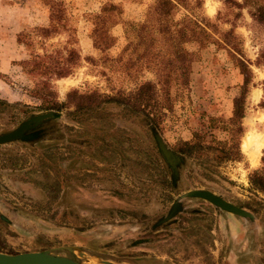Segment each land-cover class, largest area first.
Segmentation results:
<instances>
[{"label":"rangeland","instance_id":"374dc122","mask_svg":"<svg viewBox=\"0 0 264 264\" xmlns=\"http://www.w3.org/2000/svg\"><path fill=\"white\" fill-rule=\"evenodd\" d=\"M234 1L241 8L211 0L214 11L209 13L201 0L191 12L179 7L172 14L176 22L187 16L206 26L212 39L206 47L187 46L188 85L168 83L170 111L159 135L169 150L193 133L200 135L206 148L198 160L204 169L186 159L170 189L161 183L169 181V171L140 115L102 103L98 96L89 114H68V105L42 125L39 139L0 145V253L67 246L115 264H264V195L251 191L248 182L263 166L264 144L256 164L242 150L248 133L264 136V107L259 106L264 102V27L249 15L256 5L264 7V0ZM151 2L5 0L0 8V100L5 102L0 105V133L31 114L54 112L51 104L65 102L74 90L109 96L141 81L156 83L155 67L147 68L143 60L127 65L142 53L134 26L143 21ZM103 8L107 11L97 20L95 14ZM48 14L55 31L44 37L38 28L48 26ZM229 29L235 38L225 43L221 34ZM97 38L101 42L95 47ZM225 44L236 45L251 71L237 162L218 159L215 143L227 139L231 101L241 84ZM66 48L77 53L75 66L63 61ZM33 54H50L48 65L58 60L55 66H70L71 73L59 79L26 75L20 62ZM159 89L156 100H161ZM192 189L210 191L253 219L183 198L179 212L158 225L175 200ZM53 253L82 261L62 249Z\"/></svg>","mask_w":264,"mask_h":264},{"label":"trees","instance_id":"16d2710c","mask_svg":"<svg viewBox=\"0 0 264 264\" xmlns=\"http://www.w3.org/2000/svg\"><path fill=\"white\" fill-rule=\"evenodd\" d=\"M221 1L241 8V5L234 0ZM197 4L200 5L201 0H152L145 12L143 21L134 26L136 29L134 31L135 44L136 46H142L143 50L142 53H136L135 57L127 62V65L133 66L135 63H138V61L143 60L147 68L155 67L157 71L155 73V75H157L156 83L141 81L134 84L132 88L127 91L118 90L109 96H100L95 93L78 94L75 90L71 91L66 95L65 102H54L51 104L55 118L57 119L60 111L63 108H67L68 105L72 108L70 112L68 111V114L77 115L79 113H91L95 108L93 99L98 96L103 98L101 100L102 103L107 102L113 104L122 108L125 113L130 115H140L142 125L155 140V134L159 135L160 130H162V118L165 116L166 112L170 111L167 92L168 83L173 81L179 88H186L188 85V70L191 58H189L187 46L196 44L198 48L203 46L206 47L208 46V41L212 39L207 32L206 26L198 24L187 16H183V18L177 22L172 17L173 12L177 11L179 7L183 8L185 11L189 10L191 12L196 8ZM106 11L107 9L103 8L99 14H95V18L97 20H102V13ZM249 15L254 24L264 27L263 6L256 5ZM50 19L51 16L48 14V26L38 28L44 37H48L50 32L55 31L54 26L51 25ZM93 32L97 33L98 31L95 29ZM98 34L99 33H97V35ZM100 34L102 35L103 32L100 31ZM221 37L225 43H229L230 38L234 37L233 30L229 29L223 32ZM16 40L18 43H23L20 39V35L17 36ZM96 42L100 44L101 41H99L98 38L97 41L94 40L93 45L95 47L98 46ZM225 45L227 46V53L232 58L234 66L241 76V84L239 86L238 95L231 101V117L227 121V126L225 128L228 135L227 139L225 141L217 140L215 143L218 146L216 150L220 154V156H217L218 159L237 162L241 159L239 151V140L243 134L241 120L244 116V102L248 93V85L251 82V71L247 62L239 54L240 50L236 48V45L233 44L230 47L228 44ZM63 50L65 52L63 61L75 66L79 60L77 53L71 48ZM52 58L50 54H33L29 59L21 61L20 67L22 71L29 76L48 74L49 77L59 79L71 73L70 66H65L64 64L63 68L55 66V64H58V60L52 61L53 66L48 65L47 60H52ZM61 58L63 57H60V59ZM260 59L264 64V54H261ZM262 84L264 85V80ZM158 85L160 86L159 90L161 93H159L161 100H156L158 96L156 87ZM73 98H75V101L71 102ZM4 103L5 102L0 100V105ZM259 106L264 107V102L261 101ZM41 127L42 126L33 131V140L40 138L39 134ZM204 148H206V145L201 140V136L196 133H193L190 140L178 141L174 144L171 152L179 157L177 172L180 166L186 162V159L199 162L198 165L201 166L203 170L204 167L201 165L202 162L198 159H200ZM162 161L165 168L169 171V181L163 179L161 183L162 185H168L170 189H175V182L177 179L173 180L171 178L169 167L164 160ZM260 161L263 165L262 168L253 171L249 175L248 182L251 191L259 192L264 195V150L262 151Z\"/></svg>","mask_w":264,"mask_h":264},{"label":"water","instance_id":"95a60500","mask_svg":"<svg viewBox=\"0 0 264 264\" xmlns=\"http://www.w3.org/2000/svg\"><path fill=\"white\" fill-rule=\"evenodd\" d=\"M54 112L43 111L35 114H31L28 118L23 120L14 129L0 133V145L21 141L30 142L34 139L33 131L38 127L55 120ZM155 143L158 153L162 160L165 161L170 169L171 178L177 179V164L179 163V157L169 150L163 143L161 137L155 134ZM183 198L202 200L212 207L218 209L221 212L231 214L233 216L252 220L251 213L243 208L226 202L214 193L204 189H192L185 192L178 199L175 200L171 206L167 215L160 220L157 224H164L168 222L176 213L179 212V201ZM62 249L68 253L73 254L75 257L80 258L82 261L77 262L62 255L52 254L53 252ZM0 264H115L113 262L102 260L94 256H87L76 247H60L52 250H45L41 252H23L16 254H4L0 253Z\"/></svg>","mask_w":264,"mask_h":264},{"label":"bare ground","instance_id":"6f19581e","mask_svg":"<svg viewBox=\"0 0 264 264\" xmlns=\"http://www.w3.org/2000/svg\"><path fill=\"white\" fill-rule=\"evenodd\" d=\"M210 1L211 0H206V6L208 12L212 13L214 11V8L212 7V5H210ZM243 140V152L248 154L252 164H256L258 162L260 151L264 144V136L248 133Z\"/></svg>","mask_w":264,"mask_h":264},{"label":"crops","instance_id":"0c3cea01","mask_svg":"<svg viewBox=\"0 0 264 264\" xmlns=\"http://www.w3.org/2000/svg\"><path fill=\"white\" fill-rule=\"evenodd\" d=\"M5 0H0V8L2 9L1 5L4 3ZM6 9V8H4Z\"/></svg>","mask_w":264,"mask_h":264}]
</instances>
